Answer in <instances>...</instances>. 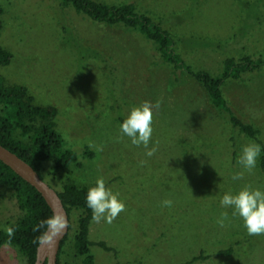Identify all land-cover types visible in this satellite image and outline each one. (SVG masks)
Wrapping results in <instances>:
<instances>
[{
    "label": "rangeland",
    "instance_id": "obj_1",
    "mask_svg": "<svg viewBox=\"0 0 264 264\" xmlns=\"http://www.w3.org/2000/svg\"><path fill=\"white\" fill-rule=\"evenodd\" d=\"M94 1L132 3L149 15L192 71L218 76L224 59L256 58L264 50V0ZM0 8V48L11 54L0 66L3 84L22 85L36 104L54 106L64 147L77 158L53 178L51 161L43 162V181L57 192L62 182L89 189L102 177L125 204L111 224L90 221L88 240L111 248L90 246L93 264H264V235L250 236L242 218L220 205L224 194L246 185L264 192L260 156L251 174L237 162L255 142L208 106L198 84L162 63L138 33L92 22L59 0H0ZM221 90L264 145V70L227 80ZM145 101L161 102L153 109L149 148L158 150L152 157L120 131L131 109ZM240 172L243 178L233 180ZM166 199L170 208L162 206ZM222 212L229 217L224 227L216 222ZM79 213L69 214L59 264H82L71 246ZM19 214L12 192L0 186V230ZM0 264L24 260L2 245Z\"/></svg>",
    "mask_w": 264,
    "mask_h": 264
},
{
    "label": "trees",
    "instance_id": "obj_2",
    "mask_svg": "<svg viewBox=\"0 0 264 264\" xmlns=\"http://www.w3.org/2000/svg\"><path fill=\"white\" fill-rule=\"evenodd\" d=\"M59 2L62 7H69L75 14L83 15L92 22L107 27H122L141 35L152 44L162 63L169 65L173 71L183 72L202 88L208 106L225 114L232 129L261 146L259 168L264 167V145L257 139V131L251 124L243 123L237 118L228 107L221 90L227 80L240 81L245 74L264 70V50L256 58L244 56L237 61L232 58L224 59L219 75L213 77L205 71H192L184 64L174 51V42L170 34L149 15L137 11L132 3L110 5L94 0H59ZM1 14L0 8V16ZM10 59L11 54L0 48V66H6ZM56 116L57 109L54 106L36 104L24 86L4 85L0 77V146L30 166L42 181L41 164L43 162L51 161L49 176L53 178L56 174L64 172L70 165H76L77 161L74 152L64 147L62 136L57 131ZM87 155L90 156L89 153ZM0 186L7 187L12 192L20 213L8 225L15 229L11 238L6 231L0 230V246H12L23 258L24 264H34L38 245L36 241L46 227L38 231L33 229L41 221L52 217L51 212L36 190L1 162ZM88 190L86 187H77L68 181L62 182L59 191L54 190L68 218L67 232L71 229L70 212H80L76 218L71 246L75 256L81 258L82 264H93L92 257L89 255L90 246H97L106 252L111 251V248L101 241L92 243L88 240V226L92 220V211L86 204ZM66 240L67 233L59 243L55 264H59L61 248ZM228 253L229 249L216 252L220 256ZM197 259L201 257H193L191 261Z\"/></svg>",
    "mask_w": 264,
    "mask_h": 264
},
{
    "label": "clouds",
    "instance_id": "obj_3",
    "mask_svg": "<svg viewBox=\"0 0 264 264\" xmlns=\"http://www.w3.org/2000/svg\"><path fill=\"white\" fill-rule=\"evenodd\" d=\"M160 107V101L155 104L145 101L140 106L132 108L127 118L120 125L121 133L130 138L132 145L137 147L143 145L147 157H152L158 150L157 146L149 148V143L153 132V109L158 111ZM102 150L103 145L96 146V151ZM260 153L261 146L259 144L249 143L243 147L237 162L251 174L257 165ZM145 163L146 161H140L141 165ZM243 175V172L236 173L232 179H242ZM86 204L92 211V220L96 223L103 220L111 224L121 212L125 211V204L118 199V194H113L110 189L106 188L102 177L96 180L95 186L89 188ZM172 204L170 199L162 201L163 207L170 208ZM220 205L224 208H232V215H239L242 218L244 227L250 236L264 235V192L253 189L251 185H246L236 195L224 194L220 200ZM228 219V213L222 212L216 222L220 227H224L225 221ZM44 227L47 228V231L37 238L36 242L39 244L50 243L55 240L63 233L67 227V222L63 215L55 214L47 220L41 221L33 230L38 231ZM6 232L11 238L15 229L8 227ZM8 242L10 243L11 240L9 239Z\"/></svg>",
    "mask_w": 264,
    "mask_h": 264
},
{
    "label": "water",
    "instance_id": "obj_4",
    "mask_svg": "<svg viewBox=\"0 0 264 264\" xmlns=\"http://www.w3.org/2000/svg\"><path fill=\"white\" fill-rule=\"evenodd\" d=\"M0 162L36 190L49 208L51 216L61 214L65 217L67 227L63 233L50 243H38L35 251L34 264H55L59 243L66 235L68 229V218L56 192L43 182L30 166L2 146H0ZM46 231L47 228L44 232Z\"/></svg>",
    "mask_w": 264,
    "mask_h": 264
}]
</instances>
